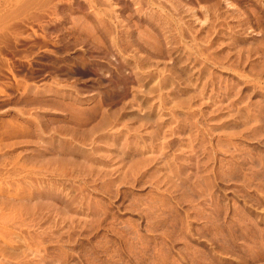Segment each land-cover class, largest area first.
Instances as JSON below:
<instances>
[{
	"label": "rangeland",
	"instance_id": "374dc122",
	"mask_svg": "<svg viewBox=\"0 0 264 264\" xmlns=\"http://www.w3.org/2000/svg\"><path fill=\"white\" fill-rule=\"evenodd\" d=\"M0 264H264V0H0Z\"/></svg>",
	"mask_w": 264,
	"mask_h": 264
},
{
	"label": "flooded vegetation",
	"instance_id": "af4514ba",
	"mask_svg": "<svg viewBox=\"0 0 264 264\" xmlns=\"http://www.w3.org/2000/svg\"><path fill=\"white\" fill-rule=\"evenodd\" d=\"M118 15H120V14H118ZM64 38H61L60 37V34H53V33H49L46 37H45V41L46 42H49V44L51 45L52 43H51V41H62ZM59 44V47H55V49H53V48H50V47H46L45 49H43V51H45V50H52V51H56L57 49H62V48H68V46H66L65 44V42H61V43H58ZM80 49H82V47L80 48H76V49H74V50H67L65 53H63V54H60V55H57L58 57H71V58H75V56H72V55H74V53L76 52V51H78V50H80ZM83 51H85V49H82ZM96 57H99V56H96ZM112 58L114 59V56H112ZM100 61H102V62H105V63H107L106 61H104V60H100ZM79 61H76L75 62V64H72V66L73 67H78V66H80V64L78 63ZM47 65H49V66H52L53 64L51 63H47ZM69 64L67 63V64H60L59 65V67L60 66H68ZM104 69L105 68H102L101 69V72H103L104 71ZM70 73H71V71H69V70H66V71H64V72H62L61 74H58L59 76L61 75V76H63L62 77V79H64V80H68L69 78V75H70ZM50 77L51 76V72H46V73H44L43 74V77ZM89 86H92V85H89Z\"/></svg>",
	"mask_w": 264,
	"mask_h": 264
},
{
	"label": "bare ground",
	"instance_id": "6f19581e",
	"mask_svg": "<svg viewBox=\"0 0 264 264\" xmlns=\"http://www.w3.org/2000/svg\"><path fill=\"white\" fill-rule=\"evenodd\" d=\"M133 1V0H132ZM136 2V1H135ZM134 2V3H135ZM137 3V2H136ZM136 3H135V6H136ZM146 4V3H145ZM140 5V4H139ZM111 7V6H110ZM161 8V7H160ZM139 10V9H138ZM172 10V9H171ZM116 13V12H115ZM98 16V15H97ZM118 16V15H117ZM145 16V15H144ZM146 17V16H145ZM115 18V17H114ZM118 19V18H117ZM99 21H101V20H99ZM120 22H122V21H120ZM101 25V24H100ZM115 26V25H114ZM196 32V31H195ZM182 34V33H181ZM95 39V38H94ZM173 39V38H172ZM120 41V40H119ZM122 43V42H121ZM115 49V48H114ZM117 49V48H116ZM99 58V57H98ZM8 61V60H7ZM86 61V60H85ZM153 77V76H152ZM149 89V88H148ZM160 104V103H159ZM96 128H98V127H96Z\"/></svg>",
	"mask_w": 264,
	"mask_h": 264
}]
</instances>
